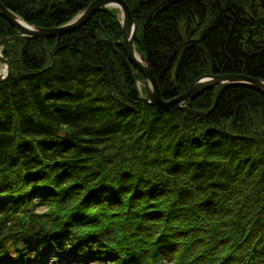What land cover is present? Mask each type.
<instances>
[{
    "label": "trees",
    "instance_id": "obj_1",
    "mask_svg": "<svg viewBox=\"0 0 264 264\" xmlns=\"http://www.w3.org/2000/svg\"><path fill=\"white\" fill-rule=\"evenodd\" d=\"M92 1L0 0L45 28ZM123 1L163 99L206 74L264 80V44L239 0ZM14 34L0 16V38ZM44 46L1 48L12 73L0 82V264H42L45 249L52 264L89 253L94 264H264V95L228 87L212 109L214 86L186 103L206 115L159 113L122 61L115 8Z\"/></svg>",
    "mask_w": 264,
    "mask_h": 264
},
{
    "label": "water",
    "instance_id": "obj_2",
    "mask_svg": "<svg viewBox=\"0 0 264 264\" xmlns=\"http://www.w3.org/2000/svg\"><path fill=\"white\" fill-rule=\"evenodd\" d=\"M101 8H115L118 10L122 32V46L124 50V55H121V58L131 76L133 74L141 76V79L135 82L137 84H141L144 87L146 91V95L144 97L145 102L154 106L159 113H167L173 106H178L194 114L206 115L214 108L221 93L226 88L233 86L248 87L264 95L263 79L240 73H226L216 75H201L189 84L184 93L171 99H163L160 94L157 80L147 58L143 54H138L135 50L134 38L137 25L129 6L123 0H94L77 15H75L72 20H69L62 25L50 28L36 27L28 24L16 13L5 7L0 2V16L7 20L16 31V34L14 35L0 38V63L3 65V68L1 67L0 69V82L6 81L12 72L11 64L1 55V48L5 43L13 40H30L37 38L39 40L41 49L46 52L47 50L44 46L45 38H58L61 35L80 28L95 12ZM48 57L52 58L51 52H48ZM52 64L53 59L49 68L52 66ZM214 86L216 87V96L211 110L194 111L187 107L186 103L188 101L195 99L204 90ZM257 133L264 138V129H259Z\"/></svg>",
    "mask_w": 264,
    "mask_h": 264
},
{
    "label": "flooded vegetation",
    "instance_id": "obj_3",
    "mask_svg": "<svg viewBox=\"0 0 264 264\" xmlns=\"http://www.w3.org/2000/svg\"><path fill=\"white\" fill-rule=\"evenodd\" d=\"M239 5L246 13V16L250 17L251 21L256 24L260 33L259 36L262 39L261 42L264 44V0H239ZM200 40L201 37L196 36L194 38H188L186 42L187 44L194 43V45H197L200 43Z\"/></svg>",
    "mask_w": 264,
    "mask_h": 264
},
{
    "label": "rangeland",
    "instance_id": "obj_4",
    "mask_svg": "<svg viewBox=\"0 0 264 264\" xmlns=\"http://www.w3.org/2000/svg\"><path fill=\"white\" fill-rule=\"evenodd\" d=\"M138 85H139V88L142 87L141 84H138ZM41 254H42V257H43V260H44L42 264H52L51 261L49 260L50 256L52 255V250L45 249V250H43L41 252ZM71 256H72V254H68L66 257H67V259H69V258L73 259V257H71ZM80 257L84 260V262H86L85 264H94V261H93V259H94L93 253L86 254L83 257L81 255H78V256H75L74 259H77V258H80ZM6 264H18V263L13 260L10 263H6Z\"/></svg>",
    "mask_w": 264,
    "mask_h": 264
},
{
    "label": "bare ground",
    "instance_id": "obj_5",
    "mask_svg": "<svg viewBox=\"0 0 264 264\" xmlns=\"http://www.w3.org/2000/svg\"><path fill=\"white\" fill-rule=\"evenodd\" d=\"M94 1V0H93ZM20 17V16H19ZM72 20V19H71ZM190 33H192V31H190ZM196 37V35H192V34H189V36L187 38H194ZM137 52V51H136ZM138 53V52H137ZM139 54V53H138ZM3 57V56H2ZM4 58V57H3ZM5 59V58H4ZM7 60V59H6ZM8 61V60H7ZM1 67L3 68V65L1 64ZM12 73V72H11Z\"/></svg>",
    "mask_w": 264,
    "mask_h": 264
}]
</instances>
